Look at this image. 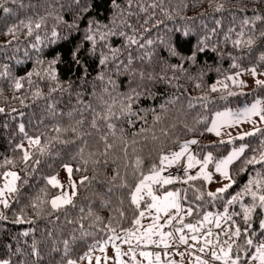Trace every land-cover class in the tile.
Instances as JSON below:
<instances>
[{
    "label": "trees",
    "instance_id": "trees-1",
    "mask_svg": "<svg viewBox=\"0 0 264 264\" xmlns=\"http://www.w3.org/2000/svg\"><path fill=\"white\" fill-rule=\"evenodd\" d=\"M139 2L145 7L151 4L158 7L140 12L134 4L132 11L136 15L128 17L126 0H117L121 9H125L121 17L111 0H82L89 5L86 12L74 0H17L16 3L0 0L11 10L5 13L0 8V108L5 109L0 113V165H3L0 173L13 170L21 176V181L17 182L19 192L9 200L10 207L1 208L7 219H0V259H9L11 264H64L71 258L80 263L83 260L79 258L90 248L92 255L105 245V241H110V236L131 231L136 226L134 220L148 203L147 200L140 202L137 208L131 203V190L141 174L151 173L154 165L159 169L160 157L176 150L181 141L198 140L192 149L197 158L211 152L214 160L221 159L233 147L243 144L249 146L243 156H252V149H257L259 156L264 131L243 140L235 138L231 144H220V140L206 129L213 114L220 110L238 108L256 99L264 102L262 86L255 85L249 91H240L237 86L211 90L216 80L230 74L252 67L264 71V61L259 59L264 53V36L261 35L264 33V0ZM257 16L261 19L257 20ZM40 17L44 20L41 28L36 29L35 22ZM114 19L116 25H120L121 19L128 20L137 29L135 35L140 43L151 39L153 44L143 49L138 45L127 49L123 48V37L110 36L107 43L122 49L119 59L126 62L128 51H131L134 62L129 72L123 69L117 72L109 63L102 83L97 79L102 71L98 64L99 53L101 50L107 52V48L98 44L97 54L92 56L89 55L90 42H84L80 59L87 68L85 82L81 79L84 69L73 64L71 51L83 41L90 20L112 26ZM145 20L148 21L146 25ZM245 20L249 21L247 25ZM29 21L33 22L31 35L26 27ZM74 22L77 26L69 27ZM141 25L148 31L145 32ZM10 27L16 28L15 37L5 35ZM119 30L133 34L127 28ZM53 31L57 36H52ZM37 35L41 38L39 42ZM249 39L253 41L251 45L247 44ZM236 40L241 43L236 45ZM58 54L61 62L54 67L65 90L50 92L55 82L49 79L46 70L48 62ZM141 56L144 59H139ZM234 64L238 67H233ZM30 72L33 75L29 78ZM141 72L143 79L139 75ZM109 79L112 84L107 83ZM17 80L22 84L19 89L15 87ZM105 87L117 98L129 94L132 89L141 94L132 105L138 115L131 117V123L124 117L111 120L115 124L114 136L109 134L106 122L96 116L106 111L96 98ZM87 104H92L95 111L85 110L83 106ZM49 105H54V109ZM118 108L119 105L114 111L118 112ZM94 118L99 130L91 127ZM81 120L82 124L77 123ZM20 124L24 125L27 136L40 135L42 145L50 142L44 154L35 147L30 149L32 159L27 168L21 162L23 152L16 147L27 139L19 130ZM57 127L60 132L55 131ZM259 128L264 130V123ZM105 134L108 142L114 145L107 152L101 139ZM137 158L142 161L138 170L135 169ZM6 159L14 164L5 165ZM37 159L40 163L34 164ZM65 164L73 167L72 176L79 180L76 195L71 205L53 209L50 199L57 189L48 184L47 178ZM77 167L81 171H75ZM239 167L240 160L230 165L235 183L221 194L222 199L213 200L207 195L203 178L183 183L186 175L161 190H179L181 206L185 210L193 207L192 216L184 213V223H196L208 212L215 218V214L223 212L224 201L261 170L260 165L248 166L247 171L237 174ZM117 171L120 177L113 180ZM84 176L89 179L81 185ZM25 180L27 182L22 183ZM124 182L128 187L120 186ZM198 196L202 199H197ZM37 197L44 203L33 207ZM243 202H249V198L244 197ZM234 207L239 209V205ZM18 216L26 222L14 223ZM235 219L242 224L239 217ZM258 225L259 218L254 214L253 227L257 232ZM24 232L28 235H23ZM65 240L69 241L67 257L64 256ZM33 246L39 256L33 255Z\"/></svg>",
    "mask_w": 264,
    "mask_h": 264
},
{
    "label": "snow or ice",
    "instance_id": "snow-or-ice-1",
    "mask_svg": "<svg viewBox=\"0 0 264 264\" xmlns=\"http://www.w3.org/2000/svg\"><path fill=\"white\" fill-rule=\"evenodd\" d=\"M12 3H16L17 0H11ZM74 3L82 8V11H87L89 5L86 3H82V0H74ZM113 8L116 10V13L121 17L125 14V9H121L120 4L117 3V0H111ZM139 9L140 12H147L148 8H156L157 4H151L145 7L139 0H126V13L128 17L136 15L132 11L133 5ZM23 7V5H21ZM0 8L3 9L5 13H9L11 10L8 7H5L3 3H0ZM257 20L261 19V17L257 16ZM44 18L40 17L38 21L35 22V28H41L42 22ZM21 24L24 22L21 21ZM32 21H29L28 25H26L28 29V35L32 34ZM148 23L147 20L144 21L146 25ZM249 23L248 20L244 21V24L247 25ZM76 23L73 25H69V27H76ZM143 30L146 32L148 29L141 25ZM120 28L130 29L133 33L129 35L123 30H119ZM102 29H104L102 31ZM137 29L128 22L126 19H121L120 25H116L115 19L112 22V26L109 25H100L98 21L90 20L88 22L87 29L85 31V35L83 41L78 44L71 51V60L75 66H79L84 69V75L81 77L82 80L86 82L87 77V68L83 65L80 59V52L83 47L84 42H90L91 47L89 49V55L95 56L97 54V46L98 44H102L103 48H107V52L101 50L99 53V61L98 64L101 67L102 71H100L97 75V79L102 83L105 81V69H107L109 63H112L115 67V70L119 72L123 69L125 72L131 71V65L134 62V57L131 51H128L126 62L124 60H120L119 57L122 55L121 48H113L111 45L107 43V40L110 36H120L125 39V44L123 48L131 49L133 45H138L139 48H145V45H152L153 40L148 39L145 43H140V41L136 38L135 33ZM16 28L10 27L5 35H12L15 37ZM243 35V33H241ZM264 36V33H261ZM52 36H57L56 31L52 32ZM40 36H36V40L40 41ZM8 43H11L9 41ZM236 45L241 43L240 40H236L234 42ZM253 41L249 39L247 44L251 45ZM35 47V45H33ZM203 50V49H201ZM175 54V53H173ZM139 59H144L143 56L139 57ZM194 59V57H193ZM260 61H264V53H262L259 57ZM59 54L48 62V68L46 70L47 76L53 82H55V87L50 89V92H54L57 89L64 91L60 85L58 80L57 72L55 69V65L60 63ZM233 67H238V65H233ZM251 72L253 77L257 76L256 67H252L248 69ZM33 73H28V77L30 78ZM39 75V73H36ZM141 79H143L144 73H139ZM152 79V77H149ZM229 79H233L229 77ZM29 82L30 79H29ZM108 84H112L113 81L109 79L107 81ZM234 83L237 81L234 80ZM241 86H244L243 81H238ZM255 84L257 86L264 87V81L256 79ZM15 87L17 89L22 87V84L19 80L16 81ZM71 87V83L68 85ZM212 91H216V87L213 86ZM37 96L40 95L39 92L36 93ZM95 95V93H94ZM141 94L136 91V89H132L129 94L123 95L122 98H117L111 96V93L108 92L107 87L103 89V92L98 95L96 98L99 101V104L102 106L104 111L103 115L100 113H96V116L106 122V127L109 130V134L115 135V124L111 122L113 118L120 119L121 117L127 118L129 123H131V117L137 116L138 113L134 112L132 109L133 103L139 98ZM107 96V98H105ZM261 100L257 99L250 107H245L241 112H232L231 110H226L224 112L215 113V118L211 122V127H208L206 131L215 133L216 136H220V128L227 124L228 126H232L233 123H239L240 118L243 117L245 120H249L253 124L256 121H251V117L256 116L259 118V122L264 123V107L262 105ZM119 105L118 112L114 111ZM190 106H192L190 104ZM85 110L93 109L92 104H87L83 106ZM49 108L54 109V105H49ZM5 111L4 108H0V113ZM55 115L56 113L53 112ZM21 115H23L21 113ZM69 116L72 113H68ZM159 120V117H156ZM77 123L82 124L83 121H77ZM91 127L94 129H98L97 127V119L94 118L91 122ZM20 132L24 133V125L20 124L19 126ZM56 132H60L61 129L57 127L55 129ZM73 132L76 131L75 128L72 129ZM259 127H255L251 132H244L239 134L236 139L243 140L246 136H255L257 133L262 132ZM27 138L29 147H35L40 154H44L49 147V143L41 144V137L37 135L35 137L27 136V133H24ZM231 137V134H229ZM101 139L104 141L105 152L108 149L114 147V145L108 142L107 134L101 136ZM233 139L229 140H220V144H231ZM198 141L193 139L190 141H186L181 145L180 151L173 152L170 155H162L160 157V164L167 166H172L174 164H178L181 158L185 156L187 153V165L184 169V174L187 175L189 169L193 168L196 164L201 165L200 172L197 173L196 176H187V179L183 181V183H187L189 180H195L198 178H203L206 182H212V173L207 171L209 164H214L215 172L220 175L222 180L228 181V183L224 184L222 187L216 189L215 192H208L207 195L211 197L213 200L220 198L222 199L223 193L227 192L229 188L233 186L235 180L233 179L232 174L229 171V166L232 165L235 161L240 160V167L237 170V174L239 172H244L248 170V166L260 165L261 170L256 171L255 175H252L250 179L243 185L240 191L236 192L229 199L224 201L223 212L214 214L212 212H208L203 215L202 220H198L196 223H184V215L181 213H186L187 216H192L194 213L193 207H188L186 210L181 206L180 203V192L179 190L166 191L163 196H158L154 194L152 185L160 184L167 185L176 182L179 177H162L161 172L164 171V168H159L154 165L151 169L150 175H142L140 176L138 182L135 184L134 188L131 190L130 199L131 203L134 204L137 208L140 207L141 200L144 199L142 193L146 192V195L150 197L151 202L146 204V208L149 210L154 209L157 215L153 218V223L149 225L148 228L144 229L143 232L140 231V228L137 227L136 231H126V237L123 238V243L129 245L128 252L123 253V255H128L131 253V260L133 264H142L141 261L136 259V253L134 248L132 247V240L135 239L137 242V246L141 243L145 245H155L158 248H161L163 251V256L168 257L170 255L169 249L175 248L176 255L183 258L185 254L189 256H193L194 253L190 250L195 249L204 256L210 257V259H205L202 255H194L195 264H215V262H219V264H264V140L261 141V150L259 151V156L256 155L257 149H252L253 155L250 157H245L243 154L245 150L249 147L247 144L241 145L239 148H233L226 156L221 159H215L211 152H209L206 156H204L203 160H197L195 156H193L189 152L190 145L197 144ZM23 152L21 157V162L25 165V168L28 167V162L32 159V155L30 152L25 149L23 143L18 144L16 146ZM83 152V149L80 150ZM243 157V159H241ZM40 161L37 159L34 161V164H39ZM87 163V161H84ZM142 161L137 158L135 161V169L138 170ZM5 165H13L14 162L12 160H5ZM3 167V165H0ZM68 173V184L71 189H73L71 196L67 192H63L61 195L55 196L51 201V207L53 209H59L65 205L72 204V197L76 195L75 188L76 182L72 179L73 167L70 164H65L63 166ZM75 171H81L79 167L75 169ZM120 177V173L117 171L115 176H113V180ZM0 179L3 180V185L0 186V206H3L4 209H8L10 207L9 200L19 192V187L17 182L21 181V176L16 171H4L0 173ZM89 178L84 176L80 180V184L83 185ZM123 179V178H121ZM27 181H22V183H26ZM49 185L56 188H63V185L57 179L56 176L49 177L47 179ZM121 187H128L127 183L124 182L120 185ZM111 190V189H110ZM43 191V190H41ZM244 197L249 198V202H243ZM187 197L185 196V199ZM197 199H202V196H198ZM18 202V201H17ZM44 201L40 200L39 197L36 198V202L33 203V207H37L39 204H43ZM239 205V209L237 210L234 206ZM230 207L232 210L230 211ZM173 213L169 215V213ZM160 213H164L167 219L164 221V224H160L159 221L161 219ZM254 214L259 218V231L253 227V217ZM123 216V212L120 213ZM145 212L140 211L139 217H144ZM235 217H239L242 221L238 223ZM0 219H7L6 216L0 214ZM173 221H176L180 227L175 228V231L164 232L161 231L166 225L170 226L173 224ZM224 222L223 224L221 222ZM26 221L18 216L14 223H25ZM31 223V221H27ZM134 224L136 226H140L141 221L139 218L134 220ZM207 224H214L215 228L219 229L218 233H214L212 229L207 228L205 231L201 232L202 229H205ZM185 229H187V233L185 234ZM115 234V229H110ZM23 235L27 236L28 232H24ZM153 236H158L159 239H153ZM226 237V239H221V237ZM203 237V238H202ZM109 240H117L122 239L118 235H113L108 238ZM189 240L192 243H189ZM171 241V243H170ZM105 244L108 241L104 242ZM200 245L197 249L196 246ZM184 245L185 251H179V246ZM113 248L115 249L117 264H124L123 261L120 260L122 255L121 249L115 243H113ZM95 247V246H93ZM92 249H89V252H86L83 256L79 258V260L87 259L89 264H91L92 257L90 252ZM100 251L104 252L105 248L103 245L100 246ZM69 253V241H64V256L67 257ZM33 255L39 256L38 251L33 246ZM139 255L148 261V264H162V254L161 252L152 253L149 251H141ZM100 257L96 258V264H100ZM107 257H105V260ZM0 264H11V260L9 259H0ZM64 264H79L78 260L68 258L65 260ZM167 264H178L177 261L173 259H169ZM188 264H192L190 260Z\"/></svg>",
    "mask_w": 264,
    "mask_h": 264
},
{
    "label": "rangeland",
    "instance_id": "rangeland-1",
    "mask_svg": "<svg viewBox=\"0 0 264 264\" xmlns=\"http://www.w3.org/2000/svg\"><path fill=\"white\" fill-rule=\"evenodd\" d=\"M229 77H232L233 79H229ZM256 79H259V80H262L264 81V71H257V76L256 77H253L251 75V72L248 71V69L246 70H242V71H239V72H236V73H233V74H230L228 77L226 78H223V79H218L216 80L212 87L215 86L216 89H219V88H225V87H228V86H237L238 89L240 91H249L251 90L256 84H255V80ZM234 80L237 81V83H234ZM238 81H243L244 82V86H241ZM257 100V99H256ZM256 100L250 102L249 104H245V105H242L238 108H234V109H224V110H220L218 112H224L226 110H231L232 112H241L245 107H250ZM217 113V112H216ZM215 118V113L213 114L211 120H210V124H209V127H211V122L212 120ZM251 121H256L255 124H253L252 122H250L249 120H245L243 117L240 118V121L239 123H233L232 126H228L227 124H225L224 126H222L220 128V132H221V135L220 136H216L215 133H212L210 132L216 139L218 140H229L230 138L232 139H235V137H237L239 134L241 133H244V132H248V131H251V130H254L255 127H260L263 123L259 122V118L256 117V116H253L251 117ZM229 134H231V137L229 136ZM25 146V149H27L28 151H30V149L32 147H29L28 145V141L27 139H25L23 142H22ZM240 146H237V147H233V148H239ZM180 148H177L176 150H174L173 152H178L180 151ZM232 148V149H233ZM231 149V150H232ZM191 150V149H189ZM230 150V151H231ZM192 151V150H191ZM229 151V152H230ZM171 152V153H173ZM228 152V153H229ZM171 153L169 154H166V155H170ZM227 153V154H228ZM208 153H205L204 156H206ZM227 154H225L224 156H226ZM193 156H195L193 153H192ZM204 156L202 158H197L195 156V158L197 160H203ZM223 156V157H224ZM222 157V158H223ZM183 160V159H182ZM181 161V160H180ZM179 161V162H180ZM185 167L187 165V157H186V160H184V163H182ZM167 165V164H165ZM161 168L162 166L164 165H161ZM200 167L201 165L199 164H196L192 170L194 171L195 173V176L197 175L198 172H200ZM230 167V166H229ZM9 171V170H8ZM10 171H13V170H10ZM207 171L208 172H211L212 173V182L211 183H208L206 182L205 180V184L207 186V190L208 192H215L217 188L219 187H222L224 184L228 183V181H225V180H222V178L220 177V175L218 173L215 172V169H214V164H209L208 165V168H207ZM162 173V172H161ZM151 173H148L146 175H150ZM162 175V174H161ZM52 176H56L57 179L60 181V183L63 185V188H56L57 189V192L54 196L51 197L50 201L57 195H61L63 192H67L69 194V196H71L72 194V191L73 189H71L69 187V184H68V173L66 171V169L62 166L61 169L54 175H51L49 177H52ZM48 177V178H49ZM47 178V179H48ZM202 178V177H201ZM72 179L76 182V185L77 183L79 182L78 179H75L73 178L72 176ZM3 185V180H1L0 182V186ZM51 186V185H50ZM165 185H160V184H153L152 185V188H153V192L154 194L158 195V196H163L165 194L166 191H177V190H172V189H163L161 190L162 187H164ZM53 187V186H52ZM76 190V188H75ZM142 195L144 196V199L141 200V202L143 201H148V203L151 202L150 200V197H148L146 195V192L145 193H142ZM74 197V196H73ZM72 197V199H73ZM181 203V201H180ZM51 206V204H50ZM3 206H0V214H2V211H1V208ZM145 212V215L144 217H138L141 221V224L140 226L144 227L145 229L149 227V225H151L153 223V218L157 215L156 211L154 209L152 210H149L147 208H145L144 210H142ZM173 213H169V215H172ZM160 216H161V219L159 221L160 224H164V221L167 219V217L164 215V213H160ZM214 219V218H213ZM223 222V221H222ZM221 222V223H222ZM176 223V221H173V224ZM172 224V225H173ZM171 226V225H170ZM136 227H139V226H136ZM178 226H175L174 229L172 230L173 232L175 231V228H177ZM207 228H210L212 229V231L214 233H218L219 232V229L215 228V225L214 224H207L205 229L206 230ZM187 231V229H185ZM161 231H164V232H168L170 231L169 230V226L166 225L163 229H161ZM202 231V230H201ZM203 238V237H202ZM153 239H154V236H153ZM171 243V241H170ZM134 250H135V253H136V259L138 261H141L142 264H148V261L144 258H142L139 253L141 251H149V252H152V253H156V252H161L162 254V264H167L168 260L169 259H173L175 261L178 262V264H188V262L191 260L192 261V264H195V260H194V257L192 256H189L187 254H185V256L183 258H181L180 256L176 255V249L175 248H172V249H169V253L170 255L168 257H164L163 256V249L162 247L161 248H158L156 247L155 245H145L144 243H141L139 246H137V243L134 245ZM197 248V247H196ZM198 249V248H197ZM179 251L183 252L185 251V249H182L180 246H179ZM201 254V253H200ZM204 256V254H201ZM124 258L122 259L120 257V260L124 262V264H133V261L131 260V253H129L128 255H124L123 256ZM205 259H210V257L208 256H204ZM180 261H178L177 259H180ZM87 263V262H86ZM85 263V264H86ZM79 264H84L83 262H80ZM91 264H96V262H91ZM100 264H117V259H116V254L115 256L111 257L110 259H106V260H100ZM215 264H219V262H215Z\"/></svg>",
    "mask_w": 264,
    "mask_h": 264
},
{
    "label": "crops",
    "instance_id": "crops-1",
    "mask_svg": "<svg viewBox=\"0 0 264 264\" xmlns=\"http://www.w3.org/2000/svg\"><path fill=\"white\" fill-rule=\"evenodd\" d=\"M252 131V130H251ZM249 132V131H248ZM189 152L192 154V151L191 150H189ZM186 157H187V153L185 154V156L183 157V158H181V161L178 163V164H174V165H172V166H167V165H164V166H162V168H164V171H166V170H170V169H174V168H176V167H184L185 168V166L182 164V163H184V160H186ZM183 159V160H182ZM159 168H161V166L159 167ZM192 169V168H191ZM164 171H162V173L161 174H163V172ZM162 176V175H161ZM206 227V226H205ZM139 228H140V231L141 232H143L144 231V227H142V226H139ZM136 229H137V227L135 226L131 231H133V232H135L136 231ZM203 231H205L204 229H202V231L201 232H203ZM119 236L122 238V239H117V240H114V241H112V240H110L107 244H105V245H103L104 246V248H105V251L104 252H101L100 251V249L97 251V252H94L92 255H91V257H92V260H91V262H96V258L97 257H100L102 260L104 259L105 260V257H107V260L108 259H110L111 257H113V256H115V249L113 248V243H115L117 246H119L120 247V249H121V253H122V255H121V258L123 259L124 257V255H123V253H125V252H128V249H129V245L128 244H126V243H123V238H125L126 237V232H122L121 234H119ZM154 239H159V237L158 236H154ZM221 239H226L225 237H221ZM137 242H136V240L135 239H133L132 240V247L134 248L135 246V244H136ZM189 243H192V241L191 240H189ZM181 246H183V247H186V246H184V245H181ZM197 248H199L200 247V245L198 244L197 246H196ZM190 251H193V252H195V254L194 255H200V253L198 252V251H196L195 249H192V250H190ZM194 255L192 256V257H194ZM100 259V260H101ZM178 261H180L181 260V258L180 259H177ZM84 264L86 263V264H89V262H88V260L87 259H85V260H83L82 261Z\"/></svg>",
    "mask_w": 264,
    "mask_h": 264
},
{
    "label": "built area",
    "instance_id": "built-area-1",
    "mask_svg": "<svg viewBox=\"0 0 264 264\" xmlns=\"http://www.w3.org/2000/svg\"><path fill=\"white\" fill-rule=\"evenodd\" d=\"M194 171L188 170L186 176H193ZM178 176H185L184 168H175L173 170H167L163 173V177H178Z\"/></svg>",
    "mask_w": 264,
    "mask_h": 264
},
{
    "label": "water",
    "instance_id": "water-1",
    "mask_svg": "<svg viewBox=\"0 0 264 264\" xmlns=\"http://www.w3.org/2000/svg\"><path fill=\"white\" fill-rule=\"evenodd\" d=\"M193 139H195V138H190V139H187V140L181 141V142L179 143V145H178V148L181 147V145H182L184 142H186V141H190V140H193ZM195 140H197V139H195ZM197 141H198V140H197ZM195 145H196V144H195ZM195 145H190L189 149H193V148L195 147ZM170 152H172V150H170Z\"/></svg>",
    "mask_w": 264,
    "mask_h": 264
}]
</instances>
